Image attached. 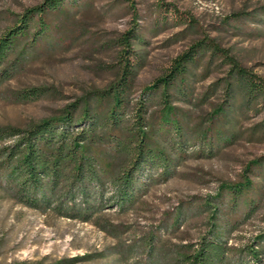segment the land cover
<instances>
[{
	"label": "trees",
	"instance_id": "trees-1",
	"mask_svg": "<svg viewBox=\"0 0 264 264\" xmlns=\"http://www.w3.org/2000/svg\"><path fill=\"white\" fill-rule=\"evenodd\" d=\"M80 3L43 0L18 15L0 35V86L27 68L42 43L52 41L58 26L53 17L68 16ZM261 10L263 17L258 10L249 14L264 26V6ZM142 41L137 23L120 37L118 68L105 88L89 91L59 114L26 128L0 125V188L7 197L43 213L96 223L111 232L113 225L102 220L107 212L133 210L155 184L173 177L188 158L214 156L232 143L238 137L237 116L264 111V78L242 67L210 38L178 55L163 75L134 97L146 61L137 48ZM209 52L211 59L223 55L230 65L223 82L211 86H222L225 98L200 122L192 123L190 114L176 102L192 100L189 78L197 77L192 67ZM46 94L44 87H31L14 91L13 97L29 103ZM251 136L264 138V119ZM242 176L240 182L221 184L199 206L206 212L207 228L195 242L180 244L168 253L158 246L162 231L151 233L143 242L148 250L146 264H264V231L243 247L230 245L240 224L263 201L264 156L248 162ZM183 220L177 212L164 228L172 231ZM126 254L131 258L137 253L130 249Z\"/></svg>",
	"mask_w": 264,
	"mask_h": 264
},
{
	"label": "rangeland",
	"instance_id": "rangeland-1",
	"mask_svg": "<svg viewBox=\"0 0 264 264\" xmlns=\"http://www.w3.org/2000/svg\"><path fill=\"white\" fill-rule=\"evenodd\" d=\"M42 1L0 0V35L26 8ZM263 6L264 0H81L68 16L53 17L58 26L52 41L42 43L27 68L0 86V125L26 128L59 114L89 91L105 88L118 68V41L136 23L143 39L137 48L146 61L134 97L163 75L178 55L209 38L242 67L264 78V26L249 14L258 10L263 17ZM210 53L192 67L197 75L189 78L192 100L176 102L192 123L200 122L225 98L222 86H211L223 82L230 65L223 55L211 59ZM31 87H44L47 94L29 103L15 101L14 91ZM236 118L238 137L216 155L194 154L173 177L155 184L133 210L107 212L102 220L113 225L111 232L93 222L27 207L0 188V264H52L85 255L90 257L71 264H146L143 242L151 233L162 231L158 246L168 253L195 242L207 228L206 212L199 206L221 184L240 182L245 165L264 156V138L251 136L264 111ZM177 212L184 220L172 231L165 230L164 224L172 223ZM262 231L264 198L255 214L240 224L230 245L243 247ZM130 249L136 256H123Z\"/></svg>",
	"mask_w": 264,
	"mask_h": 264
}]
</instances>
